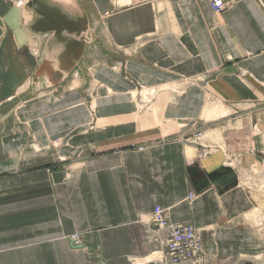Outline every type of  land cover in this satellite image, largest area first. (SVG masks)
<instances>
[{"label": "crops", "instance_id": "0c3cea01", "mask_svg": "<svg viewBox=\"0 0 264 264\" xmlns=\"http://www.w3.org/2000/svg\"><path fill=\"white\" fill-rule=\"evenodd\" d=\"M1 2L4 16L14 2ZM127 2L28 0L22 45L3 21L0 264H95L96 248L104 264H197L151 259L163 248L147 238L156 205L198 229L199 264H264L255 196L224 147L198 156L185 142L264 98L263 7Z\"/></svg>", "mask_w": 264, "mask_h": 264}, {"label": "rangeland", "instance_id": "374dc122", "mask_svg": "<svg viewBox=\"0 0 264 264\" xmlns=\"http://www.w3.org/2000/svg\"><path fill=\"white\" fill-rule=\"evenodd\" d=\"M1 4L0 0V6ZM3 26V16L0 14V32ZM147 96L145 92L141 95L142 99ZM206 103H210L209 100ZM219 124V127L209 125L205 129L197 128L203 136L191 142L185 139V142L195 145L198 154L201 144L211 148V151L224 147L226 162L236 168L241 183L255 196L257 204L248 214V221L256 232L264 235V98L252 103L238 104L233 114L222 118ZM206 130H211L216 140L204 142ZM224 136L225 142L221 139ZM53 144L54 141L51 143L52 147ZM96 250L97 248L93 251L87 250V258L95 264H104L101 254ZM154 256L151 259H160V253ZM134 258L131 259L132 263Z\"/></svg>", "mask_w": 264, "mask_h": 264}, {"label": "built area", "instance_id": "2783aa9c", "mask_svg": "<svg viewBox=\"0 0 264 264\" xmlns=\"http://www.w3.org/2000/svg\"><path fill=\"white\" fill-rule=\"evenodd\" d=\"M127 3H139L151 0H127ZM235 0H209L210 7L214 13H221L230 6ZM14 4L22 7L26 0H13ZM264 9V0H257ZM153 92V91H152ZM142 101V97H139ZM202 132L195 129L185 139L186 141H196L202 137ZM54 142L53 146H56ZM139 149H144V146H139ZM201 144L199 156H204L211 151ZM193 191H189L187 198L192 200L195 197ZM152 226H147V238L149 241H161L162 250L160 251V260L170 263H179L183 261H192L193 263H201L203 258L202 238L198 229L190 222L184 221H169L167 209L156 205L149 213ZM168 228L167 237L162 240L159 231L163 228ZM69 240L74 246H83L81 233H73L69 236Z\"/></svg>", "mask_w": 264, "mask_h": 264}, {"label": "water", "instance_id": "95a60500", "mask_svg": "<svg viewBox=\"0 0 264 264\" xmlns=\"http://www.w3.org/2000/svg\"><path fill=\"white\" fill-rule=\"evenodd\" d=\"M27 2L28 0H26L22 8L27 4ZM20 9H21L20 7L13 4L3 16V21L10 28V30L14 32L19 44L22 45L25 41V37L23 36V32L20 28V23H19Z\"/></svg>", "mask_w": 264, "mask_h": 264}]
</instances>
